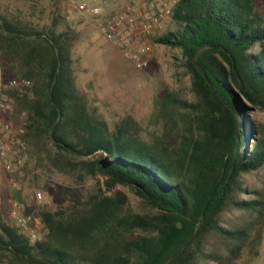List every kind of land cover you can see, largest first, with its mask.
<instances>
[{"label":"trees","instance_id":"trees-1","mask_svg":"<svg viewBox=\"0 0 264 264\" xmlns=\"http://www.w3.org/2000/svg\"><path fill=\"white\" fill-rule=\"evenodd\" d=\"M258 1L174 6L176 30L153 41L181 53L190 87L187 96L166 91L155 102L146 138L132 116L110 128L87 107L75 85L69 28L57 32L55 20L39 30L0 17V52L18 72L2 92L13 101L27 161L97 186L59 211L30 205L16 191L12 199L25 214L42 217V236L30 244L16 226L0 222V263L250 264L258 257L264 238V123L253 115L264 113ZM125 191L140 209L128 206Z\"/></svg>","mask_w":264,"mask_h":264},{"label":"rangeland","instance_id":"rangeland-1","mask_svg":"<svg viewBox=\"0 0 264 264\" xmlns=\"http://www.w3.org/2000/svg\"><path fill=\"white\" fill-rule=\"evenodd\" d=\"M131 1L113 0L108 9H119ZM258 7L264 18V0L258 1ZM0 17L39 30L56 20L57 32L70 29V56L76 88L87 107L106 120L110 128L130 115L144 130L140 136L146 138L147 130L152 128L149 121L155 102L166 91L188 95L190 79L180 65L181 53L153 41L176 30L172 20L147 37L151 46L149 64L144 69H137L97 32L94 19L73 13L70 0H0ZM16 70L11 60L0 55V92L16 84ZM253 115L256 121L264 123V113L254 111ZM33 165L34 161L29 158L26 173L19 180L22 198L30 205L51 211L66 210L73 202L82 203L97 191L94 181L77 185L70 177L49 173L46 169L37 170ZM249 183L255 184L256 181L251 177ZM16 191L0 160V222L12 226L15 224L9 216V201ZM36 192L44 195L43 202L35 200ZM125 194L128 206L133 210L140 209L138 199L129 191ZM0 264L8 262L2 260ZM250 264H264V238L258 257Z\"/></svg>","mask_w":264,"mask_h":264},{"label":"built area","instance_id":"built-area-1","mask_svg":"<svg viewBox=\"0 0 264 264\" xmlns=\"http://www.w3.org/2000/svg\"><path fill=\"white\" fill-rule=\"evenodd\" d=\"M112 1L70 0V8L73 13L94 19L97 32L120 50L123 57L137 69H144L149 64L151 54L147 37L171 20L173 8L180 0H133L109 11ZM13 112L11 97L0 92V160L12 187L20 190L19 180L24 175L28 157L26 145L20 136L23 129L13 120ZM21 119H26L24 114ZM35 200L43 202L44 195L36 192ZM9 216L30 244L41 238L42 217L27 216L20 201L10 199Z\"/></svg>","mask_w":264,"mask_h":264},{"label":"water","instance_id":"water-1","mask_svg":"<svg viewBox=\"0 0 264 264\" xmlns=\"http://www.w3.org/2000/svg\"><path fill=\"white\" fill-rule=\"evenodd\" d=\"M241 95H242V97H243L245 100L248 101V98H247V96L245 95V93H241ZM218 182H219V181H218ZM218 182L216 183V185L213 187V189L211 190V192H210V194H209V197H208V199H207V201H206V205H205V207H204V210H203V213H202L201 217L204 216V213H205L206 210H207L208 204H209L210 200L213 198V196H214V194H215V191H216L217 186H218Z\"/></svg>","mask_w":264,"mask_h":264},{"label":"crops","instance_id":"crops-1","mask_svg":"<svg viewBox=\"0 0 264 264\" xmlns=\"http://www.w3.org/2000/svg\"><path fill=\"white\" fill-rule=\"evenodd\" d=\"M2 52V51H1ZM1 52H0V55H1V57H3V58H5V59H7L6 57H4L2 54H1Z\"/></svg>","mask_w":264,"mask_h":264}]
</instances>
